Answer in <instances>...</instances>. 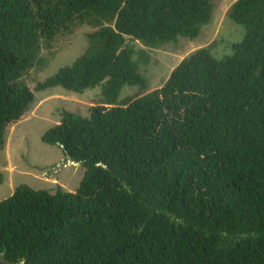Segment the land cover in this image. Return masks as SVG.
I'll list each match as a JSON object with an SVG mask.
<instances>
[{
	"label": "trees",
	"instance_id": "1",
	"mask_svg": "<svg viewBox=\"0 0 264 264\" xmlns=\"http://www.w3.org/2000/svg\"><path fill=\"white\" fill-rule=\"evenodd\" d=\"M213 20L211 0H0V150L36 104L23 79L42 47L80 27L83 56L35 91L102 99L42 138L82 164L78 192L0 203V264H264V0L229 11L245 29L232 57L197 50L145 96L150 53L134 60L136 42L195 41ZM125 87L140 95L121 102Z\"/></svg>",
	"mask_w": 264,
	"mask_h": 264
},
{
	"label": "rangeland",
	"instance_id": "2",
	"mask_svg": "<svg viewBox=\"0 0 264 264\" xmlns=\"http://www.w3.org/2000/svg\"><path fill=\"white\" fill-rule=\"evenodd\" d=\"M238 0H211L214 6V20L195 41L180 39L176 44L165 45L160 50L146 48L141 42L135 43V62L141 52L150 53L149 66L139 71L148 82L150 94L166 84L173 71L189 55L211 45L210 56L223 61L233 56V47L243 42L245 29L228 20V13ZM95 32L92 27H80L74 37H64L53 49L42 47L40 61L45 65L35 66L23 79V85L36 98V104L28 117L7 133L5 146L0 150V203L10 199L17 188L28 186L55 194L58 189L77 193L85 176L82 164L71 162L59 146H48L42 138L51 129L61 124L62 113L88 118L91 108L100 105V90L87 91L82 95H70L61 88L36 92L35 89L66 67L72 66L88 48L87 36ZM140 95L138 87H125L120 101ZM0 261L4 262L3 256Z\"/></svg>",
	"mask_w": 264,
	"mask_h": 264
}]
</instances>
